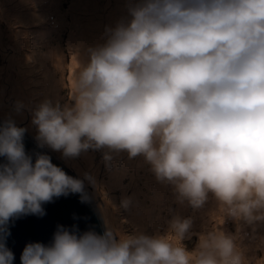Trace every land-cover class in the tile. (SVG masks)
<instances>
[{"label":"clouds","instance_id":"9594fccd","mask_svg":"<svg viewBox=\"0 0 264 264\" xmlns=\"http://www.w3.org/2000/svg\"><path fill=\"white\" fill-rule=\"evenodd\" d=\"M105 34L77 60L72 103L45 99L31 110L38 147L63 158L108 149V167L113 152L143 156L179 204L200 209L211 193L213 226L190 251L193 221L179 215L163 235L123 233L107 219L102 234L58 225L49 244L25 246L21 264H264V0H127ZM26 132L12 118L0 122V264H14L13 219L43 216L69 194L88 201L84 180L46 153L33 161ZM226 219L234 233L221 227ZM245 228L261 255L247 254Z\"/></svg>","mask_w":264,"mask_h":264},{"label":"rangeland","instance_id":"374dc122","mask_svg":"<svg viewBox=\"0 0 264 264\" xmlns=\"http://www.w3.org/2000/svg\"><path fill=\"white\" fill-rule=\"evenodd\" d=\"M90 1L94 0H0L1 83L3 84L6 79L10 59L13 56V48L16 45L14 38L19 39L17 43H20L21 48L27 51L23 52L25 54H32L34 50L39 49L47 51L50 47L59 46L62 50L63 66L69 68L72 59L79 56L86 45L83 40V28L90 23L92 16ZM118 1L98 0L95 2V5L99 7L96 18H105L107 21L112 14L118 11ZM28 14H31L33 18L28 21L23 20V16L25 18ZM106 27L107 25L103 29L106 30ZM105 39L104 31L99 44H102ZM10 71L18 72L13 69ZM73 71L72 68L65 71L63 90L60 101H58L61 105L72 103L69 99V77ZM6 82H8L7 79ZM41 84L42 82L34 86L40 87ZM7 86L8 91L4 95L3 103L6 108L14 109L17 104L16 98L10 93L8 84ZM38 95L34 96L33 101L38 99ZM23 109L25 110V106ZM25 114L15 118L0 113V118H12L17 125L22 122L20 126L27 128L26 133L35 139L37 131L30 127L31 120L28 113L26 117ZM45 148L75 172L79 179L84 180L85 188L97 205L104 224L107 219L114 229L127 234L143 232L148 235H163L168 233L169 221L174 216L191 218L193 235L191 239L183 241V244L191 251L198 243L197 234L213 226L211 217L218 212V202L215 203V197L209 193L208 200L200 209H193L187 201L179 204L173 185L158 181L151 165L143 156L130 158L126 151L113 152L111 166L108 167L103 158L108 149H89L82 152L79 157L63 158L60 152ZM84 159H88L85 172L76 165L77 162L82 163ZM86 173L91 174L94 183L85 179ZM125 201H128L127 207L124 206ZM140 210L146 213L145 216H139ZM221 220L222 218L217 215L216 223L219 224ZM221 227L227 232L234 233L236 223L231 219H226ZM245 232L248 235L245 236L243 244L250 248L247 254L261 255L259 251H255L258 239L249 238L251 235L249 229L245 228ZM261 235H264V225L257 230V236Z\"/></svg>","mask_w":264,"mask_h":264},{"label":"bare ground","instance_id":"6f19581e","mask_svg":"<svg viewBox=\"0 0 264 264\" xmlns=\"http://www.w3.org/2000/svg\"><path fill=\"white\" fill-rule=\"evenodd\" d=\"M98 0L90 1L89 5L92 8V16L90 19V23L84 26L83 28V40L86 45L84 49H82V53L78 56H75L72 59V63L69 68L75 70L78 62H86L88 59L87 49L89 47H94L99 45L101 37L104 33V27L115 26L116 22L126 15V4L127 0H119L117 9L118 11L112 14L107 21L105 18L97 19L96 15L99 12V7L95 5V2ZM100 5V4H99ZM98 9V10H97ZM33 16L28 14L25 18L23 16V20H30ZM88 34V36H87ZM15 46L13 48V56L10 59V66L7 70L6 79L2 84L0 81V113L4 115H8L10 117H21L27 112L30 120H32L31 110L34 109L40 102L45 99L52 100L53 103L60 101L61 92L63 88L65 71L69 69L68 67L63 66L62 61V50L59 46L50 47L47 51H42V49L34 50L32 54H25L23 52H27L24 48H21V44L17 43L19 39L14 38ZM0 45H2V39L0 38ZM10 69L17 70L18 72H11ZM38 69V70H37ZM1 70V69H0ZM10 73V75H9ZM8 75V76H7ZM1 76V72H0ZM36 79H35V78ZM72 75L69 77L71 81ZM40 87H35V84L41 83ZM7 84L10 87V93L15 96L16 102H22L25 106V110L22 109L19 113L16 111V107L14 109L6 108L3 103L4 95L8 91ZM41 93V94H40ZM39 94L38 99L34 100V96ZM26 111V112H25ZM30 127L34 128L36 131V127L32 125L30 121ZM88 159L82 160L83 162H77V166L83 172L86 171V166L88 164ZM215 203L217 201L215 200ZM145 212L142 210L139 211V216H145Z\"/></svg>","mask_w":264,"mask_h":264},{"label":"water","instance_id":"95a60500","mask_svg":"<svg viewBox=\"0 0 264 264\" xmlns=\"http://www.w3.org/2000/svg\"><path fill=\"white\" fill-rule=\"evenodd\" d=\"M26 115L27 112L25 117ZM4 120L0 118V122ZM24 144L26 151L33 155V161H35V153H46L51 157L52 162L61 167L68 175L78 178L75 172L61 163L45 147H38L36 140L28 133H25ZM3 159L0 157V161ZM85 191L88 195L87 202H81L78 193L61 196L44 205L45 215H24L10 222L11 235L7 238V246L14 253V264H21V254L29 242L49 244L58 225L69 229H78L81 233L88 230H94L101 234L104 232L105 224L101 213L86 188Z\"/></svg>","mask_w":264,"mask_h":264}]
</instances>
